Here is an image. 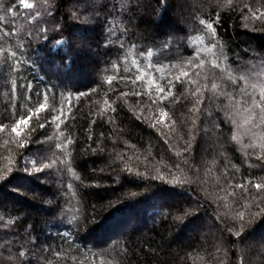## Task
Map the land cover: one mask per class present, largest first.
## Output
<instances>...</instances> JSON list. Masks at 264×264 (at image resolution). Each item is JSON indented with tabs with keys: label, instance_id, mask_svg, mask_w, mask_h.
<instances>
[{
	"label": "trees",
	"instance_id": "16d2710c",
	"mask_svg": "<svg viewBox=\"0 0 264 264\" xmlns=\"http://www.w3.org/2000/svg\"><path fill=\"white\" fill-rule=\"evenodd\" d=\"M262 96L264 0H0V264H264Z\"/></svg>",
	"mask_w": 264,
	"mask_h": 264
},
{
	"label": "snow or ice",
	"instance_id": "6c2138e0",
	"mask_svg": "<svg viewBox=\"0 0 264 264\" xmlns=\"http://www.w3.org/2000/svg\"><path fill=\"white\" fill-rule=\"evenodd\" d=\"M24 7L25 8H31L32 5L31 4H28L26 2H24ZM206 27L211 30L212 29V25L211 24H208L206 25ZM149 55H151V53H149ZM218 66V65H216ZM185 75H187V73H185ZM229 79H231V77H229ZM177 80H179V77L177 78ZM218 87V85L213 82L211 84V90H216ZM161 92L163 91V88H160L159 89ZM200 89H197V92H199ZM193 95H195V93H193ZM29 100H31V96L28 97ZM44 100L47 101V96L45 95L44 96ZM201 101H197V103H200ZM253 105L254 107H260L261 108V111L264 112V96L261 97V102L260 104H256L254 101H253ZM46 108H45V104L44 103H40L39 106L36 108L35 112H29V115H27V117H22L21 119L17 120L16 121V126H14L12 128V132L15 133L17 136H20L21 135V132L19 131V128L21 125H28L29 124V121L32 119L33 115L35 116H39L40 112L42 111H45ZM166 115V113L164 114ZM60 117L57 116V117H54L53 120H57L59 119ZM163 118V117H161ZM262 120H264V116L261 117ZM247 122V121H246ZM41 128L45 127L44 124H41L40 125ZM0 131H3V128H0ZM45 167H48V165H45ZM257 189L261 188V185L260 184H257L256 185ZM21 255H23V253H21Z\"/></svg>",
	"mask_w": 264,
	"mask_h": 264
},
{
	"label": "rangeland",
	"instance_id": "374dc122",
	"mask_svg": "<svg viewBox=\"0 0 264 264\" xmlns=\"http://www.w3.org/2000/svg\"><path fill=\"white\" fill-rule=\"evenodd\" d=\"M161 116L163 117L164 115L162 114ZM163 120H164V117L161 118V121H163ZM29 124H30V121H29ZM29 124H28V125H21L20 128H19V131L22 132L24 129H26V128L29 126ZM31 163L34 164L33 161H31ZM36 169H40V168H37V167H36ZM121 223L124 224V221H121ZM209 225H211V224H209ZM118 227H120V226L118 225ZM123 229H124V228H123ZM123 229H122V230H123ZM125 231H126V230H125ZM207 231H209V230L206 229V228H203V229H202V233H206ZM111 233H112V232H111ZM117 233L120 234V232H117Z\"/></svg>",
	"mask_w": 264,
	"mask_h": 264
}]
</instances>
